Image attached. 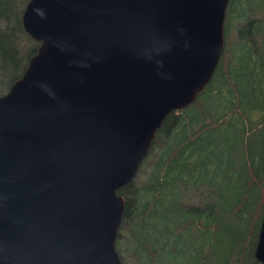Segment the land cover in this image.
Returning a JSON list of instances; mask_svg holds the SVG:
<instances>
[{
	"label": "water",
	"instance_id": "obj_1",
	"mask_svg": "<svg viewBox=\"0 0 264 264\" xmlns=\"http://www.w3.org/2000/svg\"><path fill=\"white\" fill-rule=\"evenodd\" d=\"M228 3L28 0L39 44L0 94V264H123L120 190L211 81Z\"/></svg>",
	"mask_w": 264,
	"mask_h": 264
},
{
	"label": "trees",
	"instance_id": "obj_2",
	"mask_svg": "<svg viewBox=\"0 0 264 264\" xmlns=\"http://www.w3.org/2000/svg\"><path fill=\"white\" fill-rule=\"evenodd\" d=\"M27 2L0 0V94L39 44L21 25ZM223 29L211 81L165 117L136 177L120 190L115 249L123 264H262L254 250L264 214V139L251 140L264 131V110L253 120L249 111L258 109L248 106L262 100L264 109V0H229ZM228 33L236 40L225 45Z\"/></svg>",
	"mask_w": 264,
	"mask_h": 264
},
{
	"label": "rangeland",
	"instance_id": "obj_3",
	"mask_svg": "<svg viewBox=\"0 0 264 264\" xmlns=\"http://www.w3.org/2000/svg\"><path fill=\"white\" fill-rule=\"evenodd\" d=\"M252 17L255 18V17H258V16L255 15V14H253ZM243 33H245L244 37H246L247 36L246 35V31H244ZM235 40L236 39H234V34L231 35V34L228 33L226 35V37H225V45L228 44V43H230V42H235ZM262 105H263V102H262V100H260L259 102L252 103L250 106H248V108L255 107V108L258 109V110L254 109V110L249 111V117L251 119H253V120L254 119H257L261 115L262 111H260V110H264L263 107H262ZM262 139H264V131L260 130V131L256 132L255 134H253L251 142L252 143H260V140H262ZM238 158H240V157H238ZM232 179H233L234 183H236L237 185L241 184V182H242V177L239 174H237V173L232 177ZM226 181L227 180L224 179L222 181V183H221L222 193L224 195H225V185H226ZM191 195H193V194H191ZM229 197L230 196H226V199H228ZM191 200L194 201L193 199H191ZM203 235H204V232L199 229L197 236L199 238H202Z\"/></svg>",
	"mask_w": 264,
	"mask_h": 264
}]
</instances>
